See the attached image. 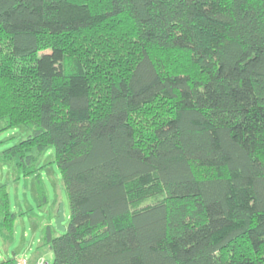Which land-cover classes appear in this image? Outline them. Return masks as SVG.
Here are the masks:
<instances>
[{"label":"trees","instance_id":"16d2710c","mask_svg":"<svg viewBox=\"0 0 264 264\" xmlns=\"http://www.w3.org/2000/svg\"><path fill=\"white\" fill-rule=\"evenodd\" d=\"M0 120L42 203L54 146L52 264H264V0H0Z\"/></svg>","mask_w":264,"mask_h":264},{"label":"rangeland","instance_id":"374dc122","mask_svg":"<svg viewBox=\"0 0 264 264\" xmlns=\"http://www.w3.org/2000/svg\"><path fill=\"white\" fill-rule=\"evenodd\" d=\"M28 133V129L23 125L6 126V122L0 120V184L5 183L9 190L11 208L16 213V244L23 240L21 242L23 245L24 243L29 245L34 237H40L47 222H51L54 234L61 232L56 228L55 223L57 209L61 203H63L65 213L64 225L68 224L70 215L69 197L55 160L53 145L47 147L38 160L44 165L40 169L41 185L46 189L47 201L43 203L38 197L39 183H37L36 176L25 175L22 169L18 168L16 161L3 158L4 150L25 138ZM4 241L0 233V247H3ZM37 244L36 241L34 248ZM13 249L10 250V254H13ZM46 255L50 260L52 259L51 254L46 253Z\"/></svg>","mask_w":264,"mask_h":264},{"label":"crops","instance_id":"0c3cea01","mask_svg":"<svg viewBox=\"0 0 264 264\" xmlns=\"http://www.w3.org/2000/svg\"><path fill=\"white\" fill-rule=\"evenodd\" d=\"M48 224H51V222H47L45 225L47 226ZM46 226L44 228L43 234L40 237H37V238L34 237L32 241L29 243V245L25 243L23 245L21 243L23 242V240H21L19 244H16V238H17L16 230H14V234L11 238L6 239L4 237V240H5L4 245L3 247H0V251H2L0 252V264H13L15 261L19 259L24 260L26 264H35L37 259L40 256H47L46 253L51 254L50 257L53 259L52 248L50 247V245L44 244L43 242V236H44ZM36 241L38 242V244L36 245V248H34ZM12 248H14L13 254L12 253L10 254V250ZM4 249H6V251H4Z\"/></svg>","mask_w":264,"mask_h":264},{"label":"water","instance_id":"95a60500","mask_svg":"<svg viewBox=\"0 0 264 264\" xmlns=\"http://www.w3.org/2000/svg\"><path fill=\"white\" fill-rule=\"evenodd\" d=\"M64 220H65L64 206L63 203H61L57 209V213L55 217L56 228L61 232L66 230V225L63 224Z\"/></svg>","mask_w":264,"mask_h":264},{"label":"built area","instance_id":"2783aa9c","mask_svg":"<svg viewBox=\"0 0 264 264\" xmlns=\"http://www.w3.org/2000/svg\"><path fill=\"white\" fill-rule=\"evenodd\" d=\"M13 264H26V263H25L24 260L19 259V260L15 261ZM35 264H52V261L49 258L45 257V256H40L37 259Z\"/></svg>","mask_w":264,"mask_h":264}]
</instances>
